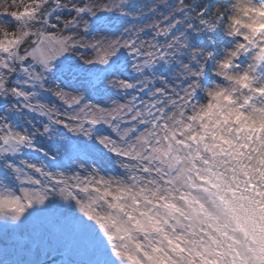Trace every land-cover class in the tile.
<instances>
[{
  "label": "snow or ice",
  "instance_id": "6c2138e0",
  "mask_svg": "<svg viewBox=\"0 0 264 264\" xmlns=\"http://www.w3.org/2000/svg\"><path fill=\"white\" fill-rule=\"evenodd\" d=\"M188 2L38 0L19 18L0 13L22 28L0 38V264H59L69 250L83 264H239V241L214 248L210 232L151 222L169 201L148 189L170 187L179 157L206 139L184 127L185 103L199 95L201 58L190 50L218 53V34L200 31L210 9ZM57 208L75 211L70 229ZM124 220L146 234L131 252Z\"/></svg>",
  "mask_w": 264,
  "mask_h": 264
},
{
  "label": "clouds",
  "instance_id": "9594fccd",
  "mask_svg": "<svg viewBox=\"0 0 264 264\" xmlns=\"http://www.w3.org/2000/svg\"><path fill=\"white\" fill-rule=\"evenodd\" d=\"M37 2L0 0V13L19 18ZM194 3L189 0L184 7ZM203 5L199 11H210L200 21V31L226 41L218 53L216 48L190 50L193 59L201 58L199 81L194 82L199 95L191 105L185 103V120L191 123L184 127L199 129L206 139L179 157L183 164L170 187L148 189L152 198L169 201L151 222L163 220L175 234L187 231L189 237L210 232L220 241L214 248L239 241V264H264V195H258L264 193V0H204ZM195 19L200 20L199 14ZM21 31V25L13 27L0 18V38ZM179 122L178 116L172 121ZM200 176H209L217 186L206 190ZM128 207L134 210V199ZM123 224L129 234L125 251L131 252V240L146 234L138 225L129 227L127 220Z\"/></svg>",
  "mask_w": 264,
  "mask_h": 264
},
{
  "label": "rangeland",
  "instance_id": "374dc122",
  "mask_svg": "<svg viewBox=\"0 0 264 264\" xmlns=\"http://www.w3.org/2000/svg\"><path fill=\"white\" fill-rule=\"evenodd\" d=\"M138 1H139V2H138ZM142 1H143V0H136V2H137V6L141 5V3H143ZM151 1H152V0H151ZM202 1H203V2H201L200 4H197V1L195 0V3L193 4V7L195 8V7H199L200 5H203V4H204V0H202ZM152 2H154V1H152ZM203 39L206 40V39H207V36H206V35H203ZM217 40H218V42H219V45H220V44H223V43H226V41H224L220 35L217 36ZM211 78L214 79V77H211ZM1 102H7V101L4 100L3 98H0V103H1ZM7 104H8V102H7ZM0 110H1V107H0ZM12 115H13V119H14V121H16L17 123H20V122H21V121H20V118H19L18 116H16L15 114H12ZM26 115H27V118H28V119H33V118H35L36 120H39V116L36 115V114H35V115H32L31 113H26ZM65 162H67V161H65ZM108 168L111 169V168H112V165L109 164V165H108ZM113 174H114V173H113ZM55 215H56V217H57L59 220H62V221L67 222V223H68V227H69V229H70V227H71V222H75L76 219H77V215H76L75 211H74L73 209H70V208H68V209L57 208V209L55 210ZM68 252L76 255V253H74V252H72V251H70V250H69ZM68 252H67V251H61V252H59L58 256H64V257H66V255L68 254ZM68 255H69V254H68ZM58 256H57V257H58Z\"/></svg>",
  "mask_w": 264,
  "mask_h": 264
},
{
  "label": "bare ground",
  "instance_id": "6f19581e",
  "mask_svg": "<svg viewBox=\"0 0 264 264\" xmlns=\"http://www.w3.org/2000/svg\"><path fill=\"white\" fill-rule=\"evenodd\" d=\"M197 4H200L201 2H203L202 0H196Z\"/></svg>",
  "mask_w": 264,
  "mask_h": 264
}]
</instances>
